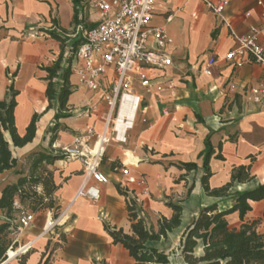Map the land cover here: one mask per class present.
Wrapping results in <instances>:
<instances>
[{
  "label": "crops",
  "instance_id": "obj_1",
  "mask_svg": "<svg viewBox=\"0 0 264 264\" xmlns=\"http://www.w3.org/2000/svg\"><path fill=\"white\" fill-rule=\"evenodd\" d=\"M86 1L78 4L79 17L87 23H97L100 17L95 0L90 1L96 14L89 11L88 15ZM226 1L217 16L204 0H154L149 23L164 27L171 37L167 52L174 65L149 71L147 88L134 82L132 93L141 98L143 106L133 113V125L121 137L113 138L108 129L111 139L99 163L108 182L98 185L97 201L78 198L69 204L82 183H93L84 174L80 160L63 157L45 165L57 185L53 193L57 212L69 205L50 236L52 243H58L50 255L51 264H133L128 251L113 243L106 231V227H115L130 233L126 197L118 189L136 199L138 213L147 226H156L161 216H171L167 201L179 202L180 224L166 238L146 245L169 254V264H186L178 249L180 237L201 207L216 203L223 210L232 205L229 197L210 196L202 188V154L207 135L213 148L210 188L229 182L232 169L240 164L250 165L253 178L247 183L234 182L228 193L264 182V108L246 101L250 90L260 86L262 69L249 57H243L239 68L223 59L236 45L231 30L242 35L251 26L264 24V0ZM73 8L72 0H0V100L10 96V87L17 92L14 116L19 134L25 132L33 113H42L34 138L25 145L13 146L4 133L16 165L0 173V193L5 185L16 183L28 173L29 154H60L62 147L83 137L89 127L99 133L105 126V103L79 84L72 72L68 78L71 94L66 102L69 116L55 119L56 106L45 111L47 80L42 67L50 65L60 50L59 41L46 30L71 31ZM260 39L264 42V35ZM209 61H213L212 74L206 75L202 66ZM113 80V69L108 67L99 81L107 88ZM231 83L233 89L229 87ZM83 141L91 148L95 137H84ZM217 154L223 159L216 158ZM24 160L27 164L21 167ZM187 162L195 163L197 168L187 171L182 166ZM122 167L143 183H126ZM249 204L251 210L243 221L258 219L256 230L264 233V199ZM50 215L49 210L35 212L34 226L12 236L18 245L33 240L26 264H38L45 250L47 236L40 237L39 233ZM226 220L230 228H239L242 223L237 211L227 214ZM61 234L63 240L59 239ZM201 253L198 246L195 254Z\"/></svg>",
  "mask_w": 264,
  "mask_h": 264
},
{
  "label": "trees",
  "instance_id": "obj_2",
  "mask_svg": "<svg viewBox=\"0 0 264 264\" xmlns=\"http://www.w3.org/2000/svg\"><path fill=\"white\" fill-rule=\"evenodd\" d=\"M80 1L72 0L74 8L71 31L66 29H59V32L46 30L60 43V50L55 60L50 65L42 67L46 72L45 79L47 80L45 111L56 106L55 119L69 116L66 102L71 94L68 78L71 74L72 56L82 41V32L96 25V23H87L83 17H79L78 4ZM78 26L79 30H77ZM70 34H74V36H70ZM10 89V96L0 100V173L16 165V158L12 156L10 144L4 133H7L13 146L21 147L34 138L36 122L42 114L33 113L25 127V132L19 134L14 116L17 92L12 87ZM204 145L202 188L210 196L229 197L232 205L223 210H219L216 203L201 207L197 217L185 228L180 237L178 246L180 256L186 264H264V233L256 230L259 220L243 221V216L251 210L249 201L264 199V182L258 183L250 189L228 193L234 182L247 183L253 178L250 173V165L240 164L232 169L229 182L218 188H210L208 184L211 175L209 160L213 148L208 135L204 139ZM59 158H63L62 153L33 152L29 154L27 157L28 173L20 176L16 183L7 184L2 189L0 193V211L3 214V220L0 221V264L17 246V241L12 238V235L17 232L11 210L14 198H17L31 212L53 210V214H56L58 206L55 205L53 193L56 191L57 185L54 183L52 172L46 169L45 165L51 164ZM216 158L223 159L220 154H217ZM182 166L187 171L197 168L193 162L183 163ZM191 188L192 186L188 188L187 195ZM118 190L126 197L130 233L123 232L121 228L106 227L113 243L121 244L128 251L129 256L133 259V264H169V254L149 247L146 243L166 238L167 233L180 224L182 208L179 202L167 201V206L172 210L171 216H161L157 219L156 226H147L138 213L135 200L129 198L120 189ZM235 211L238 212L242 223L239 228H230L226 215ZM262 216L264 218V209ZM59 239L63 240L64 236L61 234ZM57 246V242L48 241L38 264H51L50 255ZM198 246L202 249L200 255L195 254ZM28 251L15 257L14 262L6 264H26Z\"/></svg>",
  "mask_w": 264,
  "mask_h": 264
},
{
  "label": "built area",
  "instance_id": "obj_3",
  "mask_svg": "<svg viewBox=\"0 0 264 264\" xmlns=\"http://www.w3.org/2000/svg\"><path fill=\"white\" fill-rule=\"evenodd\" d=\"M211 10L220 16L226 0H218L211 3L204 0ZM154 0H95L94 7L98 10L99 21L93 28L82 32V41L77 46L70 64L71 72L75 73L78 83L87 90L97 94L99 100L106 105L105 126L97 133L93 127H89L83 137H76L73 143L61 148V153L66 159H78L81 161L83 172L92 179L93 183H82L73 198L71 204L78 198H86L97 201L100 196L98 185L106 184L108 177L99 170L104 146L109 143L111 133L113 138L119 137L116 128V120L120 115V107L123 99L129 96L132 99L134 112L140 107L141 98L132 93L134 82L137 80L142 87H148L151 78L149 71L167 69L173 67L172 57L168 54V46L172 43L171 37L164 27L151 26L149 23ZM264 16V14H263ZM224 21V20H223ZM235 40V47L228 51L223 59L234 67L243 65V57L257 63L263 72L260 86L250 90L246 95V101L259 104L264 108V24L251 26L248 32L238 35L231 30ZM209 61L202 66L206 75L212 74ZM108 67H112L114 80L109 87H102L100 78ZM230 89L234 84H230ZM134 115L122 117V134L133 125ZM110 129L111 133H108ZM95 137V144L89 148L84 145V137ZM121 173L125 176L126 183H143L141 179H135L128 175L126 167H122ZM136 201L135 198L130 197ZM69 206V205H68ZM68 206L63 210L50 211L51 215L46 218L39 236L53 234V229L64 215ZM13 223L17 231L34 226L35 213L24 207L17 198L11 205ZM33 244V240L14 249V259L27 252ZM8 261L12 260L7 256Z\"/></svg>",
  "mask_w": 264,
  "mask_h": 264
},
{
  "label": "bare ground",
  "instance_id": "obj_4",
  "mask_svg": "<svg viewBox=\"0 0 264 264\" xmlns=\"http://www.w3.org/2000/svg\"><path fill=\"white\" fill-rule=\"evenodd\" d=\"M132 106H133L132 99L129 96H126L122 101V104L120 107V115L118 116V119L116 120V128L119 131L120 137H121V132H122V129H121L122 117L124 115H127L128 117L132 118L133 113H134V108H132ZM14 254H15V251L13 250L8 253V257L12 259V256Z\"/></svg>",
  "mask_w": 264,
  "mask_h": 264
},
{
  "label": "rangeland",
  "instance_id": "obj_5",
  "mask_svg": "<svg viewBox=\"0 0 264 264\" xmlns=\"http://www.w3.org/2000/svg\"><path fill=\"white\" fill-rule=\"evenodd\" d=\"M85 9H86V15H88V12L89 11H91L92 12V14H96V10L94 9V7L91 5V1L90 0H87L86 2H85ZM92 21V20H91ZM73 77H76V75H75V73L73 72L72 74H71ZM141 106H143L141 103H140V107ZM26 159V158H25ZM27 164V162H26V160H24V162H23V164H21L22 166L21 167H23V165H26ZM25 167V166H24ZM32 231H34V232H40L39 230H37V228H33V230ZM19 232H21V231H17L16 233H14L12 236H14L15 235V237L17 236V233H19ZM50 236H52V235H49V237L47 236L46 237V241L48 242V241H50L51 243H52V240H50ZM46 242V243H47ZM19 245L17 244V246L15 247V248H17ZM14 248V249H15Z\"/></svg>",
  "mask_w": 264,
  "mask_h": 264
},
{
  "label": "water",
  "instance_id": "obj_6",
  "mask_svg": "<svg viewBox=\"0 0 264 264\" xmlns=\"http://www.w3.org/2000/svg\"><path fill=\"white\" fill-rule=\"evenodd\" d=\"M8 262V259H6L2 264H6Z\"/></svg>",
  "mask_w": 264,
  "mask_h": 264
}]
</instances>
